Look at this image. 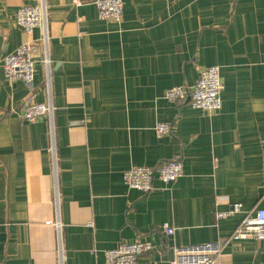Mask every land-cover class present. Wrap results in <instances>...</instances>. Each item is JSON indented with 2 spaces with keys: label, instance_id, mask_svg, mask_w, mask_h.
Instances as JSON below:
<instances>
[{
  "label": "crops",
  "instance_id": "crops-1",
  "mask_svg": "<svg viewBox=\"0 0 264 264\" xmlns=\"http://www.w3.org/2000/svg\"><path fill=\"white\" fill-rule=\"evenodd\" d=\"M82 1L0 0V264H106L105 250L138 239L156 246L138 264L208 242L221 244L222 264H264V240L232 238L264 208V0H124L120 22ZM43 2L48 29L20 28L17 10ZM28 42L32 93L2 64ZM214 65L219 112L165 99ZM29 101L54 106L55 167L49 117L26 121ZM160 122L169 135H157ZM171 159L184 172L170 186L123 181ZM233 203L242 211L221 217Z\"/></svg>",
  "mask_w": 264,
  "mask_h": 264
},
{
  "label": "built area",
  "instance_id": "built-area-1",
  "mask_svg": "<svg viewBox=\"0 0 264 264\" xmlns=\"http://www.w3.org/2000/svg\"><path fill=\"white\" fill-rule=\"evenodd\" d=\"M82 0H74L75 5L81 4ZM98 16L100 19L120 22L124 16V0H94ZM17 25L26 32H32L36 27L47 28L48 10L45 2L42 4H27L17 10ZM48 29V28H47ZM37 47L32 42L21 45L15 52L4 56L3 68L5 79L8 82L16 80L23 81L30 92L35 88L36 63L34 54ZM44 63H49L46 57ZM50 70H48L45 83L50 87ZM224 88L222 76H220V66H207L200 70L197 82L192 85H177L170 87L165 92V99L173 103L189 102L194 108L202 111L217 113L222 109V90ZM54 106L52 102L41 103L29 101L24 106L22 116L28 122H36L43 117L50 120V153L51 162L56 166L57 150L55 149L54 132ZM159 137L169 135L171 123L160 122L155 126ZM184 166L178 159H171L160 163L158 166H136L123 172V181L130 189L140 190L149 193L155 188V179L163 182L165 186H170L175 180L183 175ZM243 205L233 203L232 207L219 214L225 217L242 211ZM50 223L59 225L58 221L50 220ZM90 225L93 223L90 222ZM166 234L172 235L173 228L163 227ZM233 240H243L253 238L264 240V208H259L255 212L248 213L240 225L235 230ZM155 245L143 239L135 242H122L119 246L104 251L106 264H138V259L155 249ZM175 255L169 264H222L221 244L208 242L204 244H191L186 247L175 248Z\"/></svg>",
  "mask_w": 264,
  "mask_h": 264
}]
</instances>
